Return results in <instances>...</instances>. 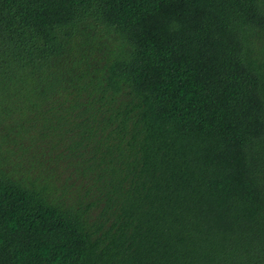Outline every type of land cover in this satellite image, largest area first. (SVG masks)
Wrapping results in <instances>:
<instances>
[{
	"label": "trees",
	"instance_id": "obj_1",
	"mask_svg": "<svg viewBox=\"0 0 264 264\" xmlns=\"http://www.w3.org/2000/svg\"><path fill=\"white\" fill-rule=\"evenodd\" d=\"M0 264H264V0H0Z\"/></svg>",
	"mask_w": 264,
	"mask_h": 264
}]
</instances>
